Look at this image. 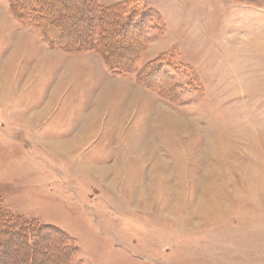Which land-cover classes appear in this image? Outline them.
<instances>
[{
	"label": "rangeland",
	"instance_id": "obj_1",
	"mask_svg": "<svg viewBox=\"0 0 264 264\" xmlns=\"http://www.w3.org/2000/svg\"><path fill=\"white\" fill-rule=\"evenodd\" d=\"M0 214V264H264V0H0Z\"/></svg>",
	"mask_w": 264,
	"mask_h": 264
},
{
	"label": "trees",
	"instance_id": "obj_2",
	"mask_svg": "<svg viewBox=\"0 0 264 264\" xmlns=\"http://www.w3.org/2000/svg\"><path fill=\"white\" fill-rule=\"evenodd\" d=\"M35 1H42V0H35ZM131 15V14H130ZM1 215V214H0ZM0 223H2L1 225H6L7 227H12L13 228V234H19L20 232L22 233H27L28 235L30 234V230H29V226L26 225V224H23V223H16L15 225V222H13V220H9V219H5V218H2L0 216ZM16 226V227H15Z\"/></svg>",
	"mask_w": 264,
	"mask_h": 264
}]
</instances>
